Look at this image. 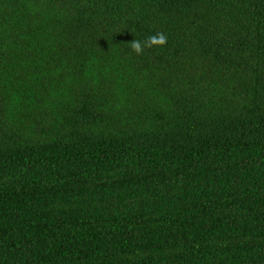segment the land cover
<instances>
[{"label": "trees", "instance_id": "1", "mask_svg": "<svg viewBox=\"0 0 264 264\" xmlns=\"http://www.w3.org/2000/svg\"><path fill=\"white\" fill-rule=\"evenodd\" d=\"M0 264H264V0H0Z\"/></svg>", "mask_w": 264, "mask_h": 264}, {"label": "clouds", "instance_id": "2", "mask_svg": "<svg viewBox=\"0 0 264 264\" xmlns=\"http://www.w3.org/2000/svg\"><path fill=\"white\" fill-rule=\"evenodd\" d=\"M167 41V37L163 33L151 35L142 42L138 39H134L131 44L134 51L137 53L143 52L145 47H152L155 45H164Z\"/></svg>", "mask_w": 264, "mask_h": 264}]
</instances>
